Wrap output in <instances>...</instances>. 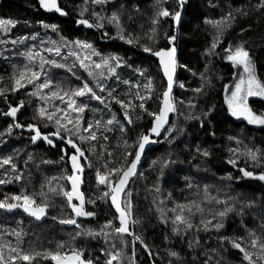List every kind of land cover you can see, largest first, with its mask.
Returning <instances> with one entry per match:
<instances>
[{
  "label": "trees",
  "instance_id": "obj_1",
  "mask_svg": "<svg viewBox=\"0 0 264 264\" xmlns=\"http://www.w3.org/2000/svg\"><path fill=\"white\" fill-rule=\"evenodd\" d=\"M61 7L67 12V18L61 19L55 14H44L41 12L37 0H0V18H11L18 23L8 33H0V89H4V94L0 95V159L12 157L13 163L17 165V172L14 173L9 165L0 167V179H9L16 174H22L24 179L15 181L11 179L9 183L0 184V199L5 195L9 197L18 194L21 189H25L28 194H38L41 191L47 193V203L49 204V218L39 223L23 214L12 213L5 214L0 211V244H11L15 246L18 241L13 232H21V240L19 243L26 251H43L48 249L51 251L58 250V245L63 243L65 251L68 248H83L85 255L91 254L97 264H104L107 257L100 252L101 248L107 249L109 244L115 243L117 248L121 247L119 239H110L107 243L103 236L96 239L81 235L76 236V232L87 230L89 228L99 230L108 220H113L117 226L115 215L111 210L108 200L99 198L104 192L105 186L98 185L95 179L96 170L99 168L103 171L105 161L108 159L107 152H111V160L116 162L121 158L124 152V142L132 144L141 129L150 127V117L141 115L139 109L133 114V125H128L123 119V111L120 106L115 103L109 96V91L114 90L113 95L127 102L128 94H134L137 89L122 83L123 80H130L132 84L139 83L140 90L143 94V84L145 77L139 75L134 69L139 68L145 72L146 76L154 78L156 93L163 90L165 83L161 77L157 63L152 58L139 52L140 47L132 46L120 40H113L105 37L115 35L116 27L113 23H109L107 19H99L92 15L93 12L99 14V17H110L114 12L121 18L123 27L132 32L134 36L140 37V44L165 47L167 41L164 38L166 34H171V29L176 28L177 40L175 44L178 48V61L180 64L187 65L191 71L178 67L177 79L180 84L174 88L173 95L177 101L183 99L187 102L192 97L198 104L195 114L199 115L201 109L206 110L208 107H214L211 114L212 124H205L203 130L200 123L195 120H185L184 116L175 114L172 120H175L177 126H182L185 132L179 136V143L175 141L170 145L165 142L163 136L160 137V143L149 151L144 159L141 170L135 179L130 192L123 197V204L126 200H130L132 208V232L139 235L147 248L150 257L144 248L134 240V238L124 237L125 244L123 246V255L121 256V264H131L134 259L135 264H204L207 254L213 256L212 264H248L243 261V254L237 249H233L230 244H221L219 237L228 238L244 237V246L253 252V260H256L259 249L250 248V239L246 233V229L254 231L257 237L264 242V228L260 227V217L264 216V182H260L253 178L235 177L241 176L238 168H246V170L256 173L264 171V125H249L247 122L235 120L227 112V106L224 104L225 88L229 87L236 77L233 76L235 69L229 62L223 59L222 47H227L228 42L239 43L241 41L248 42L251 49L256 72L259 79L264 81V11L255 7L258 0H187L185 9L183 10V20L180 25H173L170 18H164L158 28V37L150 41L147 35H151L149 29L152 27L150 21L155 11V0H106L104 4L93 5L90 0H58ZM210 4L216 5L211 7ZM138 6L139 11L134 12L133 6ZM169 9L175 7V0H170L166 5ZM243 8L247 15H237L235 22L225 31V37L221 40V44L217 46L216 55L205 56L204 51L209 47L216 30L208 24L204 23L205 18L218 20L229 10ZM86 9V11H85ZM84 12V17L89 22L95 24L97 22L103 25L102 28H93L91 31L77 29L75 21L80 17V13ZM129 16L132 19L129 20ZM25 21L28 23L26 24ZM54 23L59 26V34L51 29H44L37 22ZM245 29L241 32V29ZM33 33L36 37L33 38ZM60 35L65 36L68 40H86L94 45L96 50L102 55L118 54L126 62L117 69L119 79L116 76H109L103 80L105 91L101 92L99 88L95 90L104 99V103L97 100L87 99L83 102L88 106L85 112L81 114V125L86 127L88 121L107 120L115 115L116 121L110 132H101L109 137L108 141H104L102 136L98 134L97 145H105L106 152L103 157L100 155V149L97 147L94 154L88 153V145H84L86 156L91 160L92 164H83L88 168L85 178V186L83 189L86 211L94 212L91 217H77V222L81 225L77 229L75 225L67 226L59 223L60 219L70 218L72 216L71 209L67 207L66 198L57 195L56 192H50L49 187L58 189L59 186L68 188L67 181L61 179V176L70 174L68 164L60 161L61 144L56 143V147L46 146L43 142H37L33 145L30 143L29 131L27 128H14L12 132L6 133L5 129L13 122L3 117L2 113H6L9 105L20 104L24 101L18 121L22 124L36 123L32 119L37 105H43V101L32 97L30 93L33 91V85L25 84L24 88L17 89L16 92L10 91L13 86L11 79L14 69L27 64L28 61L22 53L29 48L34 51L43 47L50 46L49 41L59 43ZM19 37H25L19 40ZM110 40V42H103ZM13 41H17L15 44ZM43 41V43H41ZM68 48H62L63 57H68ZM46 59L53 58L63 63L61 57L54 56L47 52H41ZM75 57H68V63L71 64ZM94 59H99L94 57ZM126 65H131L128 67ZM207 65V68L205 67ZM38 69V61L34 65ZM48 67L53 81H62L65 86H76L79 82L68 73L65 69H56ZM77 73L81 77H86V73L79 68L77 64ZM195 73V75H193ZM201 73L207 76V81H202ZM18 75V72H16ZM43 77L41 78V80ZM90 81L91 78H88ZM204 83L205 87L201 94H196L191 89L200 87ZM46 92L48 90H45ZM80 98H78L79 100ZM134 103L137 105L140 101L132 95ZM54 106L65 107L59 100L49 101V110H53ZM159 101L156 99L155 93L153 99L147 101L146 107L150 111H157ZM249 106L257 113H264V99L249 98ZM178 112L185 115L188 109L185 105L177 103ZM72 113V116H75ZM119 124L125 125V132L121 133ZM42 131H53L51 126ZM211 135L210 133H213ZM236 137L237 140H229L228 137ZM77 143H80L77 141ZM188 145L192 151L185 148ZM199 144L202 148H210L211 157L204 159L196 157L194 164L199 165V169L190 167L187 163L172 165L166 168L164 175L159 181L160 191L154 190L157 184V175L159 174V165L150 168L153 160H162L169 153L172 158L188 161L195 151V146ZM239 149V158L237 159V167H233L226 163L231 156L228 149ZM246 148L260 149L261 160L258 165H253L249 161L244 152ZM129 151H133L129 149ZM18 153V154H17ZM32 153L34 159L25 164L28 154ZM134 155V151H133ZM48 160L50 163H42ZM130 163V161H129ZM143 173V175H140ZM231 173L233 179L231 181L222 179ZM185 176L193 178V187H186ZM49 181L51 184L49 185ZM43 185V188L41 187ZM208 185V195L220 199L228 196L237 197L245 200L255 198L256 205L251 211L241 217L235 213H229L223 218L224 227L219 231L214 229L205 232L203 230L197 232L195 228L188 233L174 235L171 231L172 224L170 218L172 213L169 211L173 207V202H200L203 208V214L196 212L192 217L194 224H199L203 218L211 219L217 212L222 210L223 205L216 204L215 200H205L204 186ZM130 193V196L128 195ZM171 193V197H169ZM37 202H42V198L36 195ZM93 201L94 203H89ZM163 201V203H161ZM161 212L168 219L167 223L161 221ZM56 217V219H53ZM132 221H136L133 223ZM215 222V221H214ZM111 233V230L109 229ZM168 236L165 241L164 237ZM199 239L198 246L189 250V242ZM174 250L179 253L180 261L176 258L168 256V251ZM215 250V251H213ZM5 257L8 255V249H2ZM201 253H205L202 255ZM97 258H99L97 260ZM24 264V262H21ZM34 264H53L50 259H36ZM115 264V262H114Z\"/></svg>",
  "mask_w": 264,
  "mask_h": 264
},
{
  "label": "snow or ice",
  "instance_id": "obj_2",
  "mask_svg": "<svg viewBox=\"0 0 264 264\" xmlns=\"http://www.w3.org/2000/svg\"><path fill=\"white\" fill-rule=\"evenodd\" d=\"M89 0H85V3H88ZM90 2L95 4H104L106 0H90ZM168 3V0H155V11L151 18L152 27L149 29L151 35H147V39L150 41L155 40L159 33L158 28L161 21L164 18H170L173 25H180L183 20V10L186 7L187 0H175V7L169 9L165 5ZM39 7L46 12L58 13L60 16H66L67 12L63 7L58 3V0H38ZM211 7H216L214 4H210ZM223 15L218 20H211L207 17L204 20L205 24L211 25L215 30L216 34L213 36L211 43L208 48L205 49V56L216 55L217 46L221 44V40L225 37V31L231 27L235 22L237 15H247L243 8L231 9ZM255 7L259 10L264 11V0H258V3ZM86 11V9H85ZM133 11L138 12V6H133ZM92 15L99 19H107L109 23H113L116 27L115 35L108 37V34L105 33L106 38L113 40H120L126 44L137 46L139 45L140 49L149 54L152 57H155L158 61L159 71L162 73L164 80H166V85L163 87V90L159 93H156L154 78L152 76H146L145 72L139 68L134 69L138 72L140 76L145 77V82L143 84V94L140 90V84H132L130 80H123L122 83L130 85L137 89L134 94H128L129 98L127 102L124 99H119L113 95L114 90L109 91V96L115 100V103L118 104L123 111V119L127 121L128 125H133V114L139 109L141 115H146L150 117V127L146 129H141L137 134L136 139L132 144H128L127 140L124 142V152L121 155V158L116 162L111 160L112 153L107 152L108 159L105 161L103 166V171L99 168L96 170L95 179L98 185L105 186V191L101 193L99 198L110 200L111 207L115 209L117 214L114 219H118V226H115L113 220H108L104 225L97 231L94 229L81 230L76 232V236L85 235L96 239L103 236L105 242L107 243L110 239H119L121 242V247L117 248L116 244L113 242L109 244L108 248H101L100 252L103 256L107 257L104 261V264H121V256L123 255V246L125 244L124 236H132L134 240L140 241L143 245L144 242L139 235H136L134 232L129 231V221L132 218L131 212V202L126 200L124 204L121 203L122 194L127 193L126 185L129 183V179L137 174L138 169L137 165L141 161L142 154L145 152L146 146L153 143H160L159 137L163 136L165 142L172 144L174 141L179 143V136L185 132L184 127L177 126L175 120L170 122L169 114H177L178 116H184L185 120H195L200 123V128L203 130L205 124H212L211 114L214 112V107H208L206 110L201 109L200 114L196 115L195 110L198 107V104L194 101L192 97H189L187 102L183 99L177 101L173 96L174 89V74L177 71V68H185L188 71L191 69L187 65L180 64L178 61V48L175 44L177 40L176 28L171 29V34H166L165 39L167 45L165 47L159 46H150L145 44H140V37L134 36L132 32L127 31L122 23L121 18L117 13H113L110 17H99V14L93 12ZM79 19L75 21L78 25H84L87 28H102L103 25L99 22L93 24L89 22L84 17V12L80 13ZM132 19V16H129V20ZM18 21L11 18H0V33H8L10 29L14 28ZM27 24L28 22L25 21ZM44 29H51L53 32L59 34V26L54 23H45L44 21L37 22ZM245 29H241V32H244ZM36 37V34L33 33V38ZM19 40L25 39V37H19ZM17 41H13L15 44ZM43 43V41L41 42ZM50 46L43 47L39 50L34 51L32 48H29L26 52L21 55L28 61L27 64L22 67L17 68L16 65H13L14 73L11 77L13 81V86L10 91L16 92L19 88H24L25 84L33 85V91L30 93L32 97H36L38 100L43 101V105H37L35 113L32 117L36 123H27L22 124L18 121L17 113L24 106V101H21L20 104L15 106L9 105L6 113H2L7 117H11L13 122L10 123L5 129L6 133H11L14 128L23 129L27 128L30 132V143L35 145L37 142L46 143L49 146L56 147L53 138H56L61 142L60 152V161L70 164L71 174L61 176V179H65L70 185L71 188H65L59 186L58 189L49 187L50 192H56L57 195H62L66 198L67 207L71 209L72 216L70 218L60 219L59 223L75 225L77 229L81 228V225L77 222V217H91L95 213L91 211H86L84 208V198L82 192L79 190L80 184L82 183L81 173L84 171L82 166V161L91 166L92 162L86 156L84 145H88V153L94 154L97 147L100 149V155L103 157L106 152L105 145H97L96 142L98 139V134L102 136L104 141H108L109 137L103 135V132L112 131L111 126L114 123H119L115 119V115L112 118L107 120H95L88 121L87 126L84 127L81 125V114L85 112L86 107L88 106L84 103V100L91 99L97 100L101 103H104V99L101 95L95 90L99 88L101 92L105 91L103 80H106L109 76H116L119 79V74L117 69L121 65H125L124 59L118 54H109L102 55L96 50L94 45L86 40H68L65 36L60 35L59 43L56 41H49ZM62 48H68V57H75L74 61L69 64L68 57H63L61 53ZM223 59L230 63L235 71L233 76L236 77L232 82V86L225 85V95H224V104L227 106V112L230 116L237 119L242 118L244 121H247L249 125H264V113L257 114L249 106V97H261L264 98V81L258 78L256 72V66L253 58L251 49L248 47V42L241 41L239 43L228 42L227 47H222ZM41 52H47L53 54L54 56L61 57L64 62H58L53 58H45L41 55ZM98 57L99 59H94ZM38 61V69L34 67ZM79 65V68L86 73V77H81L77 73L76 66ZM56 69H65L68 73L79 82L76 86H65L62 81H53L51 78V73L48 70V67ZM131 67V65H126ZM207 68V65H205ZM18 72V75L16 74ZM195 75V73H193ZM43 79L41 80V78ZM88 78H91L89 81ZM202 81H207L208 78L204 73H201ZM181 88H184L183 84H180ZM204 83L200 87L191 89L196 94H201L204 90ZM45 90H48L47 92ZM155 93L156 99L159 101V106L157 111H150L146 107L147 101L153 99V94ZM4 94V89H0V95ZM132 95L135 96V99L140 101L137 105L132 99ZM78 98H80L78 100ZM59 100L61 104H64L65 107L61 108L59 106H54L53 110H49V101ZM177 103L185 105L188 109L187 114L183 112H178ZM72 113H75V116H72ZM41 125L43 128L47 129L50 126L54 128L53 131H42ZM120 132H125V125L119 124ZM163 130V131H162ZM4 133H0L3 135ZM214 135L213 133H210ZM156 139H153V138ZM229 140H237L236 137L229 136ZM79 141L80 143H77ZM237 143L239 141L237 140ZM185 148L189 151H192L191 148L185 144ZM132 149L134 151H129ZM231 153V156L227 159L226 163L232 165L234 168L237 167V159L239 158V149H228ZM18 154V153H17ZM212 151L210 148H202L199 144L195 146V151L192 157L188 161L179 160L172 158V154L169 153L166 158L162 160H153L150 168H155L159 165V174L157 175V184L154 185V190L156 192L160 191L159 181L164 175L166 168L176 165L178 163L183 164L187 163L190 167L199 169L198 164H194L193 161L196 157H202L207 159L211 157ZM246 158L252 162L253 165H258L261 160V150L246 148L244 152ZM34 156L32 153L28 154V159L25 161L27 164L29 161L33 160ZM130 161V163H129ZM42 163H50L48 160H43ZM4 165H9L11 170L16 173L17 165L13 163L12 157H5L0 159V167ZM238 171L241 173V176L235 177L239 180L241 178H253L260 182H264V171L258 173L246 168H238ZM143 175V173H140ZM11 179L15 181H21L24 179L22 174H16L14 177L9 179H0V184L9 183ZM222 179H227L231 181L233 176L231 173L227 174L226 177ZM184 180L186 182V187L191 189L193 185V178L190 176H185ZM51 181H49V185ZM43 188V185L41 186ZM208 185L204 186L205 200H215L216 204L223 205L222 210L217 211L211 219L201 218L200 223L194 224L192 217L196 212L203 214V208L200 202L196 201H187V202H173V207L169 209L172 213L170 222L172 224L171 231L174 235H180L181 233H188L190 230L195 228L197 232L203 230L208 232L209 230L219 231L224 227L222 222L223 218L226 217L229 213H235L238 216L243 217L247 211H251L255 205V198L245 200L240 199L239 196L232 197L228 196L225 199H220L208 195ZM36 195H39L42 198V202H37ZM130 196V193H128ZM171 197V193H169ZM47 193L41 191L38 194H28L25 189H21L18 194H13L10 197L5 195L3 199H0V209H5L11 211L12 209L20 208L23 209L25 213L29 216L34 217L36 220H40L47 213L49 204L47 201ZM79 201V203H75ZM264 202V197L261 198ZM89 203H94L89 201ZM163 203V201H161ZM261 211H264V207L261 208ZM56 219V217H53ZM169 218H166L161 212V221L164 223L168 222ZM215 221V222H214ZM136 223V221H132ZM260 227L264 228V216L260 217ZM111 230V233L109 232ZM246 233L250 239V248L259 249V254L256 257V260H253V252L244 246V237H235L228 238L220 236L219 240L221 244L224 243L230 244L233 249L239 250L243 254V261H247L248 264H264V242H261V238L257 237L254 231H249L246 229ZM13 235L16 236L18 243L13 246L11 244L5 245L0 244V264H34L36 259H50L54 264H97V261H94L91 254L85 255V249L83 248H68L66 251L65 245L63 243L58 245V250L51 251L44 249L41 251H26L21 246L19 241L21 240V232H13ZM165 241L169 238L166 235L164 237ZM200 243L197 238L195 241L189 242V250H192L194 245L198 246ZM7 247L8 255L5 257L2 249ZM146 251H150L147 248V245H144ZM215 251V250H213ZM168 256L171 258H176V261H180L179 253L174 250L168 251ZM204 255L205 253H201ZM99 258H97L98 260ZM213 256L207 254V258L204 261V264H212ZM131 264H135V260L131 261ZM170 264H174L173 261H170ZM183 264V262H180Z\"/></svg>",
  "mask_w": 264,
  "mask_h": 264
},
{
  "label": "water",
  "instance_id": "obj_3",
  "mask_svg": "<svg viewBox=\"0 0 264 264\" xmlns=\"http://www.w3.org/2000/svg\"><path fill=\"white\" fill-rule=\"evenodd\" d=\"M169 1H170V0H168V2H169ZM37 3H38V0H37ZM58 3H59V2H58ZM38 5H39V4H38ZM39 8H40V7H39ZM40 10H41V12H43L44 14H47V15L55 14L56 16H58V17L61 18V19H65V18H67V15H66V16H60L58 13L46 12L45 10H43V9H41V8H40ZM75 26H76L77 29H83V30H85V31H91V30H93V28H94V27H93V28H87V27L84 26V25H78V24H76V23H75ZM103 42H110V40L103 41ZM139 52L142 53V54H144V55H146V56H148V57H150V58H152L153 60H155L156 63H157V66H158V61L156 60L155 57H152V56H150L149 54L144 53L142 50H139ZM158 68H159V67H158ZM177 73H178V68H177L176 73L174 74V81H175V83H176V80H177ZM160 74H161V77H162V79H163V81H164V83H165V85H166V80H164V78H163L161 72H160ZM175 83H174V87H175ZM173 91H174V89H173ZM20 112H21V109L18 111L17 116H19ZM169 115H170V122H169V123H171V118H173V117L175 116V114H169ZM3 117L6 118V119H9V120H13L11 117H7V116H5V115H3ZM234 118H235V117H234ZM235 120H238V121H244L242 118H239V119L235 118ZM244 122H247V121H244ZM162 131H163V130H162ZM153 139H156V138L154 137ZM159 139H160V137H159ZM157 145H158V143H153V144H151V145L146 146L145 152L142 154L141 161H140V162L138 163V165H137V169H138L137 174L134 175L133 177H131V178L129 179V183L126 185L127 192H129V191L131 190V187H132V185H133V182H134V180L137 178V176H138V174H139V172H140V169H141V167H142V164H143V162H144V159H145L147 153H148L149 151H151L153 148H155ZM69 168H70V170H71L70 164H69ZM85 172H86V171L84 170V171L80 174V175H81V179H82V183L80 184V188H79V190H80L81 192H82V189H83V187H84V174H85ZM67 184H68L69 188H71V185H70L68 182H67ZM82 194H83V192H82ZM125 194H126V193H123V194H122V200H121V203H122V204H123V197H124ZM83 198H84V202H85V197H84V195H83ZM74 202L77 203V204L79 203V201H75V200H74ZM108 202H109V205H110V207H111V202H110V200H108ZM111 210L113 211L114 215L116 216L117 214L115 213V209L111 207ZM0 211H1L2 213H5V214L20 213V214H23L24 216H26V217H28V218H30V219H32V220H35V221H37V222H39V223H42V222L46 221V220L49 218L50 208L47 209V213H46V215H45L44 217H42L40 220H36L34 217L29 216L27 213H25V212L23 211V209H20V208L12 209L11 211H8V210H5V209H0ZM116 223H117V226H118V223H119V222H118V219H116ZM66 225H67V226H71V225H68V224H66ZM128 227H129V231L132 232L131 220L129 221ZM124 237L132 238V236H128L127 234H125ZM136 242H137L138 244H140V245L144 248V250H145L144 245H142V244L140 243V241H136ZM145 251H146V250H145ZM146 253H147L148 256L150 257L148 251H146ZM53 264H54V262H53Z\"/></svg>",
  "mask_w": 264,
  "mask_h": 264
},
{
  "label": "flooded vegetation",
  "instance_id": "obj_4",
  "mask_svg": "<svg viewBox=\"0 0 264 264\" xmlns=\"http://www.w3.org/2000/svg\"><path fill=\"white\" fill-rule=\"evenodd\" d=\"M27 133H29V137H30V132H27ZM53 140H54V143L56 144V143H60L61 144V142L59 141V140H57L56 138H53ZM46 146H48L49 147V145H47L46 143H44ZM68 166H69V164H68ZM82 166H83V169L86 171L85 172V174H84V186H85V178H86V174H87V172H88V168L83 164V161H82ZM70 169V168H69ZM70 173H71V170H70ZM68 185V184H67ZM69 187V186H68ZM70 189V188H69ZM83 189H84V187H83ZM83 189H82V192H83ZM83 195H84V193H83Z\"/></svg>",
  "mask_w": 264,
  "mask_h": 264
},
{
  "label": "rangeland",
  "instance_id": "obj_5",
  "mask_svg": "<svg viewBox=\"0 0 264 264\" xmlns=\"http://www.w3.org/2000/svg\"><path fill=\"white\" fill-rule=\"evenodd\" d=\"M179 84H180V83H179V81H178V79H177V80H176V83H175V87L178 86ZM231 86H232V85H231ZM231 86H230V87H231ZM175 87H174V88H175ZM173 96H174V95H173ZM249 98H252V97H249ZM255 98L264 99V98H261V97H255ZM258 126H260V125H258ZM27 131H29V130H27ZM140 170H141V169H140ZM70 174H71V173H70ZM134 181H135V180H134ZM133 183H134V182H133ZM129 192H130V191H129Z\"/></svg>",
  "mask_w": 264,
  "mask_h": 264
}]
</instances>
